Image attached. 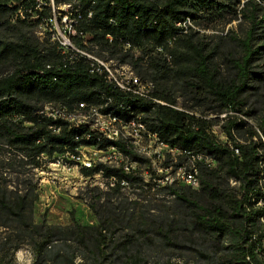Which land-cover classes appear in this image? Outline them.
<instances>
[{
  "label": "trees",
  "instance_id": "1",
  "mask_svg": "<svg viewBox=\"0 0 264 264\" xmlns=\"http://www.w3.org/2000/svg\"><path fill=\"white\" fill-rule=\"evenodd\" d=\"M53 2L70 3L74 14L75 10L81 13L77 30L86 36H74L78 48L71 57L64 55L50 36L40 41L32 32L33 26L45 25L52 16ZM222 7L231 5L217 0H0V26L16 34V39L0 37V68L11 67L0 74V153L11 152L7 164L43 168L47 160L38 158L42 154L52 158L76 152L83 145L115 147L132 161L150 162L132 151L129 142L130 148L122 141L100 136L88 125L73 127L77 125L71 121L41 114L39 110L47 102L60 108L61 103L67 105V115L99 109L124 125L135 120L157 134L164 145L194 158L195 167L189 171L196 168L199 187L177 182L166 187L184 206L191 235L198 232L213 238L215 247L208 254L209 261L264 264V116L260 120L263 137L250 129L245 143L237 141L234 133L244 121L228 119L223 126L231 143H224L211 132V120L199 116L191 105L179 106L167 86H181L187 102L199 105L210 99L220 113L250 115L243 109L253 88L250 82L264 80V73L254 70L256 58L264 57V5L246 0L235 9V18L241 14L249 28L242 37H232L237 40L238 54L228 57V74L216 62L219 47L187 25L197 18V11H223ZM88 53L130 64L142 79L155 84L154 99L126 94L109 83L103 74L93 71L96 61L88 58ZM143 65L148 68L145 72L139 69ZM105 73L109 75L106 69ZM80 103L97 106L75 108ZM54 126L61 127L59 133L53 131ZM207 156L216 165L209 164ZM101 170L104 176L120 177L135 188L158 185L153 182L155 172L145 181L123 168L102 163L81 172L92 176ZM224 177L236 180L239 186L224 188ZM37 188L28 181L25 192L10 191L0 181V227L12 233L0 245V250L7 252L0 264H16L15 254L25 240L34 252L32 264H82L78 259L83 264H169L168 259L158 258L153 247L156 242L173 244V225L120 231L121 220L112 216L104 203L90 205L98 216L96 225L78 223L74 211L72 225L38 224L34 221ZM121 190L119 186L111 189L115 194ZM190 233L178 234L189 240Z\"/></svg>",
  "mask_w": 264,
  "mask_h": 264
},
{
  "label": "rangeland",
  "instance_id": "2",
  "mask_svg": "<svg viewBox=\"0 0 264 264\" xmlns=\"http://www.w3.org/2000/svg\"><path fill=\"white\" fill-rule=\"evenodd\" d=\"M217 1L231 5V8L222 7L223 11H197V18L189 20L187 25L208 40L212 46L219 47L220 52L217 55L216 62L220 70L224 74H228L229 64L227 59L233 53L238 54L237 40L234 41L232 37H235V34L242 37L249 28V22L241 14L235 18V9L240 8V2L243 3L246 0ZM258 1L261 5H264V0ZM52 14H55L54 3H52ZM32 32L40 41H43L45 36L51 37L46 32L44 25L33 26ZM15 35L12 29L0 26V37L16 39ZM262 43V41L259 42V44ZM138 55H140V52H137ZM90 58L97 62L96 55H90ZM107 63L109 64H105V69L113 80H118L120 84H127V75L125 74L127 72L141 85L140 93H151L153 91L155 84L152 81L142 79L130 64L123 65V70H121L113 66L119 64L118 60L109 59ZM139 69L145 72L148 68L147 65H143ZM10 70V66H3L0 68V74L7 73ZM254 70L257 73H264V57L256 58ZM250 83L253 88L249 90L251 94L248 96L247 105L243 108L244 111H250V115L242 111L220 113L217 105L210 99L199 105L195 104L193 100L187 102L186 93L181 86L177 84L167 86L174 91L179 106L183 104L191 105L195 113L211 120V132L224 143H231L223 126L224 123L226 124L228 119L244 121L243 127L235 129L234 133L237 141L245 143L250 138V129L258 130L260 137H263L260 130V120L264 116V80L258 81L254 78ZM51 110L62 111V108L51 106ZM97 113V109L91 111L77 110L72 115H67L64 111V118H68V121L75 125H80V119L84 122H94ZM108 124L123 137L128 138L127 142L131 144L132 151L142 150L144 147L151 149V157L134 152L139 157L150 161L147 163L139 161L138 164L143 171H148V177L145 181H150V177L155 172L156 177L154 175L153 182H157L158 185L151 189L148 187L143 189L126 188L121 190V194H115L111 189L103 186L99 179L83 178L77 172V169L67 171L62 166L51 164V160L45 161L43 168H33L31 165L21 166L18 163L10 166L7 164L11 159L9 150L0 153L1 183L5 184L10 191L21 192L26 191L28 181H31L33 185H37L36 192L39 197L34 206L35 223L45 222L50 225L69 226L74 223L71 215V212L74 211L78 223L96 225L99 221L98 216L90 205L92 203H104L107 204L108 210L113 212L112 216L121 220V223H119V226L122 227L120 231L146 229L157 224L173 225L171 235L173 244L164 245L156 242L153 247L154 252L161 261L168 259L169 264H212L209 261L208 254L215 247L212 241L213 238H204L198 232L191 235L190 230H187L190 225L184 206L176 200L175 195L166 187L173 182H177L179 185L187 184L183 178V172L195 167L194 158L187 157L177 150L157 142L153 137L154 135H145L143 140L132 138L134 134H138V124L132 127L123 123L118 124L114 123L110 117H108ZM262 139L264 143V138ZM109 140L122 141L120 138ZM0 145L3 146L2 143ZM84 151L89 156L97 157V152L92 147L85 148ZM128 156L133 159L130 155ZM205 160L213 166L216 165V162L210 156H207ZM118 165L119 158H109V166L118 168L116 167ZM221 184L227 189L239 186L236 180L227 177L222 178ZM192 187L196 189L199 186ZM185 232L190 233L189 240H186L185 236L183 239L179 235ZM8 235H12L11 230L0 227V245ZM4 252L5 250H0V260L7 257V252ZM34 258L31 245L28 240H25L22 242V247L15 254V263L32 264ZM78 262L83 264L81 259H78Z\"/></svg>",
  "mask_w": 264,
  "mask_h": 264
},
{
  "label": "built area",
  "instance_id": "3",
  "mask_svg": "<svg viewBox=\"0 0 264 264\" xmlns=\"http://www.w3.org/2000/svg\"><path fill=\"white\" fill-rule=\"evenodd\" d=\"M54 3V2H53ZM55 5V14L48 19L44 28L46 32L51 35V40L58 44L60 51L66 55L67 57H71L75 52V48H78L74 36L79 34L83 39L85 38V33L83 31L77 30V23L81 17V13L78 10H75L77 14H74L72 4L70 3H63L60 5ZM87 43V41H85ZM90 55H94L88 53V58ZM105 64L107 60L97 57V62H93V71L98 72L99 74H103L106 80L113 84L115 87L120 89L122 92L126 94H132L144 98L154 99L151 93H140V86L135 78L125 72L127 75V84H120L118 80H113L107 73H105ZM127 63L119 62L118 65H113L116 68L123 70V65ZM157 101V100H156ZM164 104L162 101H158ZM62 104V111H52L51 110V102H47V106L43 107L39 110V112L47 117H51L53 119H61L63 121H68V118H64V111L67 110L68 106ZM78 106H85L86 109L90 106H97V105H83L79 104ZM76 106V107H78ZM108 117H112L111 115H106L103 111L98 109V113L96 114L94 122H84L80 119V125L73 126V127H80L81 125H88L91 130L96 131L100 136L108 139L112 137H119L121 138L122 142L128 146L127 137H123L120 133L117 132L112 126L108 124ZM127 123L131 125H135V120H128ZM138 126V134H134L138 139H144L145 134H154V139L157 142H160L157 134L152 133L149 131L147 127H143L142 125ZM61 130L60 126H54L53 131L59 133ZM90 136V135H89ZM92 147L97 153V157L94 158L89 156L84 149ZM129 147V146H128ZM130 148V147H129ZM175 150V149H173ZM140 152L143 155H148L151 157L152 151L150 148L144 147L142 150H134ZM111 157H119L111 148L109 149H99L95 146H80L76 149V152L68 151L65 154L55 155L54 157L50 158L46 154H42L40 158L45 160H51V164L62 166L63 169L67 171H72L73 169H77V172L86 179H99L101 184L105 186L107 189H112L117 186L121 187V189L131 188L134 187L133 184H125L123 180H117L111 176H104V171L101 170L100 172L92 175L86 176L81 172L82 168H93L94 166L102 163L105 166H109V158ZM119 168H124L132 171L135 176H141L144 179L148 177V171H143L141 167L138 166L137 163L132 162L126 157H119V165L116 166ZM196 170V168L194 169ZM183 178L187 182L188 185L195 186V171H184Z\"/></svg>",
  "mask_w": 264,
  "mask_h": 264
},
{
  "label": "bare ground",
  "instance_id": "4",
  "mask_svg": "<svg viewBox=\"0 0 264 264\" xmlns=\"http://www.w3.org/2000/svg\"><path fill=\"white\" fill-rule=\"evenodd\" d=\"M78 107H85V106H78ZM75 108H77V107H75ZM68 109V108H67ZM89 109V108H88ZM111 118V117H110ZM95 120V119H94ZM111 120L114 122V123H121L120 121H118L117 120V118H111ZM66 122V121H65ZM129 124V126H136V125H131L130 123H128ZM128 127V126H127ZM138 127V126H137ZM144 127V126H143ZM145 135H152L153 136V134H145ZM154 137V136H153ZM112 138H119V137H112ZM112 138H108V139H112ZM132 138H135V139H137V140H143V139H138V138H136L135 136H133ZM121 139V138H120ZM127 140H128V138H127ZM160 143V142H159ZM111 149L119 156V157H125L124 156V154L122 153V152H120L117 148H115V147H111ZM136 153H139V154H141L140 152H137V151H135ZM143 155V154H142ZM144 156H146V155H144ZM119 157H111V158H119ZM134 163H137V162H134ZM137 164H139V163H137ZM108 167V166H107ZM119 168V167H118ZM119 169H122V168H119ZM123 170L126 172V173H128V174H134L132 171H130V170H128V169H124L123 168ZM135 176V175H134ZM113 178H116L117 180H123L124 181V183L125 184H130L127 180H125V179H121L120 177H113ZM199 176H198V172H197V170H195V185H196V187H198L199 186ZM263 246H264V243H263Z\"/></svg>",
  "mask_w": 264,
  "mask_h": 264
}]
</instances>
